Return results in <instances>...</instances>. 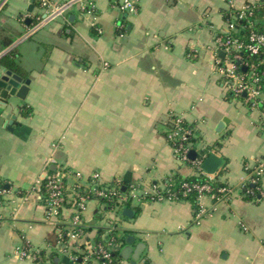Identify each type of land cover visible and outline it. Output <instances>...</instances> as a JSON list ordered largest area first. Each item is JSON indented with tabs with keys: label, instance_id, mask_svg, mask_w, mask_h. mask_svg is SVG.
<instances>
[{
	"label": "crops",
	"instance_id": "1",
	"mask_svg": "<svg viewBox=\"0 0 264 264\" xmlns=\"http://www.w3.org/2000/svg\"><path fill=\"white\" fill-rule=\"evenodd\" d=\"M133 1L137 13L111 0H85L86 10L70 8L18 42L44 9L40 0L33 12L30 0H0V62L14 60L21 68L14 71L31 79L25 100L0 98V178L7 190L0 264H35L18 254L26 244L54 255L56 264H76L50 248L60 241L64 219L47 217L39 180L59 168L81 173L84 182L93 174L106 184L121 179L123 192L133 183L148 190L145 200L125 206L134 217L122 213L116 229L124 246L130 235L135 245L146 244L137 264H264V197L246 199L235 190L216 204L208 194L198 205L151 199L152 188L175 174L198 173L175 155L168 137L173 115L193 128L194 150L223 159L219 180L238 186L247 167L260 163L264 194V103L235 97L214 71L211 44L227 27L230 0ZM259 8L256 21L264 25ZM12 115L10 130L5 122ZM101 203L90 200L83 215L91 237L106 234L115 217L104 218ZM201 206L207 212L198 218Z\"/></svg>",
	"mask_w": 264,
	"mask_h": 264
},
{
	"label": "built area",
	"instance_id": "2",
	"mask_svg": "<svg viewBox=\"0 0 264 264\" xmlns=\"http://www.w3.org/2000/svg\"><path fill=\"white\" fill-rule=\"evenodd\" d=\"M40 2L46 16L38 17L30 31L18 42L44 28L68 9L78 6L81 10H86L88 5L85 0H70L61 4L53 3L51 0H40ZM111 3L114 7L130 13H137L138 10L133 0H111ZM229 3L231 11L227 27L215 34L211 44L215 51L214 71L228 92L235 97H243L251 105H258L264 103V33L257 29L256 20L249 21V30L244 38L242 32L246 26L239 24L238 21L253 16L254 10L264 6V2L245 0L240 6H236L233 0H230ZM245 52L256 56V58H247ZM220 53H223V56ZM172 123L173 128L168 133V137L177 158L181 162L191 163L198 173L205 175L209 180H215L217 173H207L202 168L206 153L198 152L199 154L194 159L189 156V153L194 150L193 128L185 123L183 115H173ZM261 171L262 169H260ZM70 177L77 178L71 185L68 184ZM39 181L45 189L47 217L49 219L51 217L64 219L62 223L60 222L64 227L60 233V241L56 245L57 247H50L53 251L68 253L76 264H125V260L120 255L124 244H117L116 237L112 233L119 228L117 214L121 212L122 215V211L128 203L141 202L149 196L148 190L142 188L141 183H133L130 185L129 191L123 192L121 179H115L106 184L100 181L97 174H93L90 179L84 182L81 173L66 168L56 169L51 174H44ZM170 186L169 180L161 188L154 186L152 188L154 194L151 199L174 200L177 197V192H171ZM183 187L186 188V194L190 192L191 188L198 189L199 199L210 194L213 190L209 184L194 183L190 186L188 183H184ZM6 192V189L0 187V203ZM233 192L230 191V193ZM93 199L104 200L105 204L109 206L108 209L116 214L114 219L107 224V233L100 237L90 236L83 219L87 205ZM65 211L70 213L68 217L65 215ZM206 212L201 206L197 217L201 218ZM42 252V248L26 244L19 249L18 254L22 258L32 259L34 263L39 261H43L44 264L51 263L49 259H43Z\"/></svg>",
	"mask_w": 264,
	"mask_h": 264
},
{
	"label": "trees",
	"instance_id": "3",
	"mask_svg": "<svg viewBox=\"0 0 264 264\" xmlns=\"http://www.w3.org/2000/svg\"><path fill=\"white\" fill-rule=\"evenodd\" d=\"M261 8H257L254 10V14L253 16L247 18V19H243V20H239L238 23L245 25L246 29L243 30L242 32V36L245 38L249 27H248V22L249 21H255L257 16H260L262 14ZM257 29L260 32L264 33V25H261L259 23H255ZM246 55L247 58H256V56H252L249 55L248 53H244ZM258 58V56H257ZM4 60V64L9 66L10 68H12L13 70H21L20 66L18 65V63H16L14 60L5 58ZM23 113H27L28 109L23 108ZM223 165V164H222ZM260 163H257L254 167H247V179L241 183L238 186H232L229 183L223 182L221 180H219L218 178H216L215 180H209L205 175H202L200 173H195L193 175H189V176H182L181 174H175L171 179H168L171 182V186L169 187L171 192H177V197L175 198V200H190L193 201V203H195L196 205H198V200H199V195L200 192L198 191V189L196 188H191L190 192H188L187 194L185 193L186 188L183 187L184 183H188L190 186L193 185L194 183L199 184V185H203V184H209L213 190L210 194L214 203H218L223 199H227L228 197H230L232 195V193H230V191H235V190H239V192L243 195L244 198L246 199H261L264 197L263 194V189H262V180H261V175H260ZM222 172V169H220L219 173ZM0 187L3 189H6L4 182L1 180L0 178ZM222 189H226L225 191H221ZM100 202H104V200L101 199ZM109 208L108 205L105 204V209L107 210ZM63 227V225H62ZM102 233V231L100 232ZM115 237H116V243L120 244L125 242V237H122L118 234V230L113 231L112 233ZM118 252V251H117ZM116 252V253H117ZM41 256L43 257L44 260L49 259L50 260V264H56L55 262V256L50 254L48 255L47 252H42ZM35 264H44L43 261H39Z\"/></svg>",
	"mask_w": 264,
	"mask_h": 264
},
{
	"label": "water",
	"instance_id": "4",
	"mask_svg": "<svg viewBox=\"0 0 264 264\" xmlns=\"http://www.w3.org/2000/svg\"><path fill=\"white\" fill-rule=\"evenodd\" d=\"M35 0H30V6L27 9L28 12H33L35 9ZM42 17H45L46 14L42 13ZM223 55V54H222ZM3 65V66H2ZM0 98L3 104H7V100L11 97L18 98L20 100H25L29 91H30V84L31 79L25 78L22 74L15 72L12 68L5 65L4 63L0 62ZM17 119L16 115H12L11 119L5 122V127L12 130L13 124H16L15 121ZM229 119L225 117L218 125L216 131L221 132L224 127L225 123H228ZM207 154L202 168L207 172L214 174L223 164V159L216 153H211L205 151ZM198 154L197 150H192L189 153L190 158L194 159ZM125 187H123V191ZM123 215L129 218H133L135 214V210L132 206L125 207L123 209ZM136 238L133 235L128 236L126 240V245L122 248L120 255L125 261H129L132 264H137L140 260L146 244L144 242H139L135 245Z\"/></svg>",
	"mask_w": 264,
	"mask_h": 264
},
{
	"label": "rangeland",
	"instance_id": "5",
	"mask_svg": "<svg viewBox=\"0 0 264 264\" xmlns=\"http://www.w3.org/2000/svg\"><path fill=\"white\" fill-rule=\"evenodd\" d=\"M223 53H220V55L221 56H223L222 55ZM100 208H101V210H102V216L104 217V218H109L110 217V215H116L113 211H111V210H106L105 209V205H103L102 203L100 204ZM118 217H121V212H119L118 214Z\"/></svg>",
	"mask_w": 264,
	"mask_h": 264
}]
</instances>
